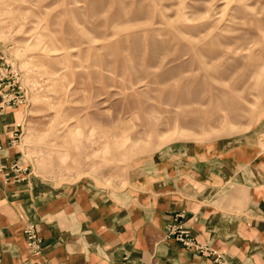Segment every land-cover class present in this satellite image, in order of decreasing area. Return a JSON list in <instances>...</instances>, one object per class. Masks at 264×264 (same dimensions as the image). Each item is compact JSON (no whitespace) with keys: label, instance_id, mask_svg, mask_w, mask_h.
Masks as SVG:
<instances>
[{"label":"rangeland","instance_id":"374dc122","mask_svg":"<svg viewBox=\"0 0 264 264\" xmlns=\"http://www.w3.org/2000/svg\"><path fill=\"white\" fill-rule=\"evenodd\" d=\"M0 87L46 183L121 190L216 141L264 167V0H0Z\"/></svg>","mask_w":264,"mask_h":264},{"label":"crops","instance_id":"0c3cea01","mask_svg":"<svg viewBox=\"0 0 264 264\" xmlns=\"http://www.w3.org/2000/svg\"><path fill=\"white\" fill-rule=\"evenodd\" d=\"M2 93L0 264H264V167L235 161L234 146L180 145L121 190L54 185L21 165L22 113ZM26 223L40 238L34 253ZM173 224L202 251L184 247Z\"/></svg>","mask_w":264,"mask_h":264},{"label":"built area","instance_id":"2783aa9c","mask_svg":"<svg viewBox=\"0 0 264 264\" xmlns=\"http://www.w3.org/2000/svg\"><path fill=\"white\" fill-rule=\"evenodd\" d=\"M170 233H173L174 237L179 240L184 247L193 246L199 251H202V247L197 245L192 238L189 237L187 231L183 230L180 225H171L169 229ZM23 237L26 243L28 251L34 253L38 250L40 244V238L37 234V230L34 224L26 223L23 228Z\"/></svg>","mask_w":264,"mask_h":264}]
</instances>
